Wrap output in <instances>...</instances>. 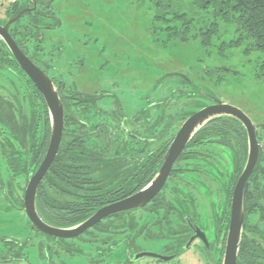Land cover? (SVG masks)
<instances>
[{"label":"flooded vegetation","instance_id":"af4514ba","mask_svg":"<svg viewBox=\"0 0 264 264\" xmlns=\"http://www.w3.org/2000/svg\"><path fill=\"white\" fill-rule=\"evenodd\" d=\"M80 4L79 0H0V25L8 26L7 31L11 39L55 85L65 112L63 136L67 127L66 121L74 122L69 116L71 113L79 117L80 121L76 123L80 124L82 129L87 128V131H84L86 143L91 137L98 142L99 147H96L98 149L96 152L93 148H88L91 151L67 155L72 160L69 164L80 167L83 173L84 184L79 188H90L91 181L86 179L96 170L105 178L113 181L119 179L109 188L93 187L91 188L93 194H85V197L93 199L90 203L92 205L89 204L87 209H95L87 217L89 218L97 209L127 198L150 184L185 120L202 107L171 112V108L175 105L173 101L179 100L176 96L185 94L183 89L177 90V88L166 97L161 96L160 99L153 100L148 98L147 107L130 118L125 113L122 99L119 98L116 90L112 91L113 88L96 85L91 90L81 86L79 79H84L86 76L92 77L91 74H94L88 71L86 63L88 55L84 50L90 43L98 41L99 37L82 41L81 38L85 34L80 31L76 21L77 16L79 18L82 16L77 10ZM66 7L75 8L76 14H62ZM65 28L69 32L70 29H75L80 38L68 40L69 38L65 37ZM0 43L6 52V61L1 70L13 75L24 86L26 81L30 83L32 87L29 91H32L38 100L43 99L49 112L42 92L19 66L10 46L1 36ZM104 45L103 51L106 49V44ZM45 48L49 50L47 55H43ZM70 49L76 53L73 58L68 56L71 54ZM107 62V59L104 60L95 71V77H98L95 80L97 84L101 83L99 71ZM176 74L188 84H192L183 74L179 72ZM92 80L94 82L93 78ZM115 86L118 85L115 84ZM197 88L193 89V94L188 95H203L210 100L199 93ZM15 100L18 101L16 106L3 99L6 104L2 107L16 114L12 116L11 126H16L15 129L19 132L12 129L6 130V139L9 137L12 141H16L20 147V153L10 166L8 153L11 152L3 146L6 141L0 138V191L15 207L25 211L23 203L26 188L46 154L51 120L46 139V121L41 119L40 125L35 118L34 121L25 120L28 117L24 114L23 105L19 99ZM211 103L210 100L207 104ZM78 113L81 115L79 116ZM248 117L252 121L256 135L258 158L244 185L242 239L236 264H249L244 259L246 253L257 256L255 264H264V138L260 136L259 128L253 118L250 115ZM173 119L182 123L175 135L169 138ZM40 126L41 136L38 134ZM61 146L62 141L60 148ZM249 155V129L243 122L235 117H227L225 120L211 121L204 125L179 155L166 183L150 202L126 214L123 212L103 218L96 224L106 220L123 222L122 227L114 233V236L119 238L107 240L101 238V240L104 239L102 243L106 247L99 246L100 258L97 263L90 261V255H87L88 264H109L105 259L113 257L114 254L117 260L111 264L130 262L136 264L145 258L169 262L184 254V256L190 254L188 258L191 264H224L232 222L234 195L239 178L247 166ZM1 163L4 164L3 169ZM50 168L40 186L51 172ZM3 171L5 176L2 174ZM20 178L26 182L22 197L16 190V183ZM139 211H145L146 215L137 218L136 213ZM122 217L127 218L122 220ZM28 220L33 237L44 236L62 241L78 238L96 226L74 238H61L44 233L33 226L29 217ZM126 224L129 227L125 226ZM127 232L131 235L127 236ZM163 242L167 244L163 245ZM154 243H158L159 250L153 251L147 248ZM0 246L2 247L0 263L24 260L26 242L3 237L0 239ZM13 247H17L18 255L7 258L9 250ZM144 252H154L170 259L159 256L137 257Z\"/></svg>","mask_w":264,"mask_h":264},{"label":"rangeland","instance_id":"374dc122","mask_svg":"<svg viewBox=\"0 0 264 264\" xmlns=\"http://www.w3.org/2000/svg\"><path fill=\"white\" fill-rule=\"evenodd\" d=\"M79 1L81 4L77 10L82 16L80 18L77 16L76 21L80 31L85 34L81 38L82 41L99 37L98 41L90 43L84 50L88 55L86 61L88 71L94 74H91L92 77L86 76L84 79H79L81 86L91 90L96 85L113 88L112 91L116 90L115 92L122 99L125 113L130 118L147 107L148 98L153 100L160 99L161 96L166 97L177 88V90L183 89L185 94L176 96L179 100L173 101L175 105L171 108V112L199 109L210 100L203 95H188L193 94V89L198 87L199 93L216 96L244 110L253 118L259 128L260 136L264 138V81L256 77L259 62L264 59V54L252 52L246 55L243 52L244 46L228 47L226 43L231 39L232 31L225 24L221 25L218 35L209 43H203L197 35L198 26L194 24V21L196 23L203 19V11L193 6V0ZM179 12L186 13L187 19L175 17V14ZM63 13L70 15L76 14V11L73 7H66ZM189 19L194 25L185 26L183 29L187 30L185 33L188 37L181 38L184 20L189 21ZM64 33L68 40L80 38L75 29H70V32L66 29ZM104 44L106 49L103 51ZM70 51L69 58L75 57V51L73 49ZM48 53L49 50L45 48L43 55ZM106 59L108 62L98 74L101 83L97 84L95 80L98 77H95V71ZM177 72L188 78L193 85L177 77ZM25 84L24 86L7 71L0 70V96L14 106L18 103L15 99H19L23 105L24 114L28 117L25 120L34 121L32 118L34 116L41 125L43 105L37 97H34L32 91H29L32 85L27 81ZM181 123L173 119L169 138L175 135ZM66 124L67 131L81 128L75 121L67 120ZM1 128L3 129V126ZM6 130H2L0 138L8 142ZM81 130L86 132L87 128ZM41 133L40 126L38 134L41 136ZM88 141L86 143L88 148H93L96 152L98 150L96 147H99L97 140L91 137ZM1 167L3 169L4 164L1 163ZM2 174L4 175L5 172L3 171ZM86 180L91 181L90 188H75L63 181H58L56 175L50 172L43 181V188L52 203H74L83 200L81 193L93 194L91 188L105 187L106 189L117 183L119 179L113 181L105 178L96 170L95 173H90ZM16 185V190L22 197L26 182L20 178ZM48 212L55 218L69 216L65 211L49 207ZM145 215V211L136 213L137 218ZM125 218L127 217H122V220ZM122 223L119 220L103 221L99 227H94L75 239L62 241L44 236H40L39 239L32 236L25 211L15 207L0 191V239L9 237L26 242L23 261L0 264H88L87 255H90V261L97 263L100 258L99 246L102 248L104 239L119 238L114 236V233L122 227ZM126 235L131 233L127 232ZM101 238L104 239L101 240ZM165 243L163 242V245ZM1 248L0 246V250ZM16 248L9 250L7 258L18 255ZM147 248L155 251L160 247L158 243H154ZM115 256L114 254L105 261L111 264L117 260ZM183 256L169 262L145 258L136 264H191L188 258L190 254Z\"/></svg>","mask_w":264,"mask_h":264},{"label":"water","instance_id":"95a60500","mask_svg":"<svg viewBox=\"0 0 264 264\" xmlns=\"http://www.w3.org/2000/svg\"><path fill=\"white\" fill-rule=\"evenodd\" d=\"M7 28L8 26L3 27L0 25V36L4 38L10 46L19 66L31 77L33 82L42 92L43 97L48 105L51 120L50 139L46 154L39 168L30 178L23 203L26 214L33 226H36L39 230L52 236L61 238H74L96 225L103 218L123 212H129L146 205L164 186L175 161L183 152L185 147L190 143L196 133L204 125L219 117H235L248 127L250 135V155L247 166L239 178L234 195L232 222L224 261V264H236L242 239V227L244 219V185L258 158L256 135L252 121L248 115L241 108L235 105L229 104L216 96L203 93L212 101V103L203 105L200 110L194 112L185 120L174 137V140L172 141L156 176L150 184L127 198L97 209L89 218L75 226L59 227L52 225L46 222L40 216L37 210V194L40 183L56 158L60 148L65 125L64 107L52 80L20 50L18 45L8 34ZM142 256H159L163 259H170L164 258L163 256L154 252H144L137 257Z\"/></svg>","mask_w":264,"mask_h":264},{"label":"trees","instance_id":"16d2710c","mask_svg":"<svg viewBox=\"0 0 264 264\" xmlns=\"http://www.w3.org/2000/svg\"><path fill=\"white\" fill-rule=\"evenodd\" d=\"M192 4L197 9H201L203 11V19L196 22L197 24L194 21V24L198 26L197 35L201 38L203 43H209L212 38L218 35L221 25L225 24L226 27H228L232 31V37L226 43L228 47L244 46L243 52L246 55H250V53L252 52H261L264 54V0H193ZM175 17H184V19H187L186 13H176ZM208 17L210 19H208ZM192 24L193 22L191 19H189V21L184 20L182 33L180 35L183 37L181 38L188 37V35L185 33L187 30L184 29L185 26ZM5 61L6 52L3 45H1L0 43V70L4 68ZM256 77L264 81V59L259 62ZM41 103L44 108L42 120H45L47 124V139L50 129L49 112L44 105L43 99H41ZM5 104V101H3V98L0 96V106L2 107V105ZM1 107L0 125L3 126L2 130L8 129L9 131H11L12 129V131H15L16 126H11V123L13 121L12 116H16L15 112L13 113L12 110L6 111L5 109H3V107ZM69 116L75 122L80 121L79 117L76 114L72 115L71 113H69ZM32 118L34 119L33 116ZM226 118L227 117H219L217 119H214L213 121L225 120ZM81 129L82 127L78 130L67 131V128H65L62 146L54 163L50 168L51 172L56 175L58 181H63L75 188H79L80 184L84 183L82 181L84 176L80 167H75L74 165L69 164L72 162V160L67 155L91 151V149H88L87 147L84 131ZM16 132H19V130L17 129ZM30 137L33 140V136L31 135ZM14 138L16 139V136H14ZM7 140L8 142L3 144V146L5 148H8L9 152H11L8 153V161L10 163V166H12L13 162L17 159V154L20 153V147L17 142L12 141L11 138L7 137ZM32 140L31 143L33 144ZM80 195L83 200L79 202H64L65 204H56L53 201L54 203H52L45 192V188H43L42 182L37 194V210L40 216L46 222L52 225L59 227L75 226L82 220H84V218H87L95 210L94 208L87 209L93 199L85 197L84 193H81ZM48 207L54 210L65 211L69 216L64 215L65 217L53 218V216H51V214L48 212ZM87 212H89V214H87ZM126 213L128 212H125L123 214ZM100 224L101 223H99L95 227H99ZM125 226L129 227L128 224H126ZM102 232L105 231L102 230ZM244 259L247 260L249 264H255L257 256L252 253H246V255H244Z\"/></svg>","mask_w":264,"mask_h":264}]
</instances>
